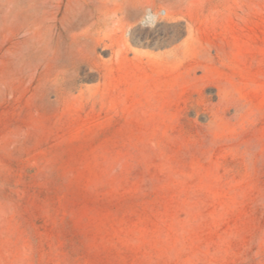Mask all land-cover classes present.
<instances>
[{
  "label": "rangeland",
  "instance_id": "374dc122",
  "mask_svg": "<svg viewBox=\"0 0 264 264\" xmlns=\"http://www.w3.org/2000/svg\"><path fill=\"white\" fill-rule=\"evenodd\" d=\"M0 264H264V0H0Z\"/></svg>",
  "mask_w": 264,
  "mask_h": 264
},
{
  "label": "bare ground",
  "instance_id": "6f19581e",
  "mask_svg": "<svg viewBox=\"0 0 264 264\" xmlns=\"http://www.w3.org/2000/svg\"><path fill=\"white\" fill-rule=\"evenodd\" d=\"M80 19V18H79Z\"/></svg>",
  "mask_w": 264,
  "mask_h": 264
}]
</instances>
